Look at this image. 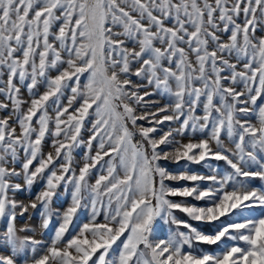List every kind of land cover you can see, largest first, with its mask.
I'll return each mask as SVG.
<instances>
[{
    "label": "snow or ice",
    "instance_id": "6c2138e0",
    "mask_svg": "<svg viewBox=\"0 0 264 264\" xmlns=\"http://www.w3.org/2000/svg\"><path fill=\"white\" fill-rule=\"evenodd\" d=\"M0 112V264H264V0H0Z\"/></svg>",
    "mask_w": 264,
    "mask_h": 264
},
{
    "label": "rangeland",
    "instance_id": "374dc122",
    "mask_svg": "<svg viewBox=\"0 0 264 264\" xmlns=\"http://www.w3.org/2000/svg\"><path fill=\"white\" fill-rule=\"evenodd\" d=\"M149 99L151 100H157L159 101L160 100V97L159 96H153V97H150ZM163 101H161L162 103ZM153 108L156 107V105H153L152 106ZM4 115V113L0 112V117H2ZM253 123H255V117L254 115H249L248 117ZM140 123H144L143 121H141ZM166 128V126H165ZM84 136L85 138L87 137V133L85 132L84 133ZM177 139H180V137H177ZM195 140V138H194ZM185 142H187L185 140ZM49 142L46 141L45 144H44V151L47 152L49 151ZM83 154V148H80V149H77L76 152H75V159L76 160H79L81 158ZM216 162V161H215ZM163 164H165V166L168 168L169 171H173V172H177V171H186V170H191L193 172H196V173H199V174H205L208 172V167L207 166H201V165H189L188 168H184L182 165L184 164V162H181V165H177L175 163H171V162H161ZM212 163V162H211ZM219 164H224L222 161L221 162H218ZM213 164V163H212ZM225 165V164H224ZM221 169V168H220ZM222 170V169H221ZM22 183V182H21ZM172 184L173 187H180L181 185H183L184 183L186 182H169ZM252 184L256 185V186H261V182L256 179V180H252L251 181ZM42 187V183L38 182L36 184L33 185L32 187V190H31V193L29 194L27 191H21V192H18L16 194V198L18 200H23L25 203H27V200H28V197L29 195L32 196V198H34L35 194L37 192L40 191ZM174 199H180V198H174ZM191 203L193 204H199V205H203V202H197V201H191ZM67 205V197L65 196L64 194V191L63 189H60L59 190V194L56 198H54L53 200V203H52V208L55 210V209H62L63 207H66ZM259 211V210H257ZM178 216H180L181 218H184V219H187V217H184L182 213H177ZM56 221V217L53 216V224L55 223ZM39 222H40V218H39V210H30V212L28 214H25L24 217H18L17 219V224L18 226L21 225V224H30L32 226H38L39 225ZM83 222H85V216L83 213L81 214H78V218L77 220L75 221V224L78 226L79 224H82ZM195 227L199 228L201 231H204V232H214L215 231V227L212 226V225H209V224H205L207 225L206 227H203L202 223H199V222H191ZM216 225H218L220 222L217 221L215 222ZM164 231L161 233L162 235L166 234L167 232V227L166 226H162ZM3 228V223L0 222V229ZM75 229H73L74 231ZM48 233H46L43 237H40L39 234H37V238H41V239H44V240H47L48 239ZM218 247H223V245H220V246H210V247H207L206 245H195L194 249H192V251L194 252H200L201 250H205V251H209V252H212V253H215L217 250H218Z\"/></svg>",
    "mask_w": 264,
    "mask_h": 264
},
{
    "label": "trees",
    "instance_id": "16d2710c",
    "mask_svg": "<svg viewBox=\"0 0 264 264\" xmlns=\"http://www.w3.org/2000/svg\"><path fill=\"white\" fill-rule=\"evenodd\" d=\"M212 163L213 164H218V166H219V168H221L222 170L224 169V168H226V165H224V164H219L218 162H215V161H212ZM203 227H206L207 225H202ZM213 226V225H212ZM207 246V245H206ZM214 246V245H213ZM207 247H210V246H207Z\"/></svg>",
    "mask_w": 264,
    "mask_h": 264
}]
</instances>
